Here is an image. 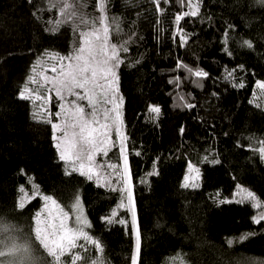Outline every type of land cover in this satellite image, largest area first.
Returning <instances> with one entry per match:
<instances>
[{
    "label": "trees",
    "instance_id": "trees-1",
    "mask_svg": "<svg viewBox=\"0 0 264 264\" xmlns=\"http://www.w3.org/2000/svg\"><path fill=\"white\" fill-rule=\"evenodd\" d=\"M81 2L89 18L98 14L97 0ZM161 7L167 11L158 16L151 0H108V15L121 29L112 41H131L129 51L121 53L125 63L118 74L140 264H172L177 256L185 264H264V221L252 220L260 210L247 202L219 203L239 199L237 185L264 201V160L253 150L264 140V107L256 106L264 105V95L255 87L264 81V6L258 0H202L200 16L181 21L190 37L184 46L173 20L186 6L162 0ZM60 19L47 0H0V215L28 233L43 201L34 199L18 210L20 186L31 192L34 182L66 210L78 192L107 264H131V223L101 219L116 210V219L130 221V213L118 207L121 194L77 173L66 175L51 125L34 118L35 105L18 98L38 58L51 51L71 53L77 38L70 26L51 31ZM243 40L254 48L241 47ZM178 62L204 69L209 78L197 86V78ZM231 69L236 81L225 79ZM176 77L179 81L170 83ZM239 82L245 87L232 86ZM53 103L58 105L54 94ZM151 105L160 107L158 119L149 112ZM103 159L118 162V146ZM213 159L220 163H210ZM189 163L200 170L197 188L182 187ZM153 171L159 174L149 175ZM246 233L255 235L241 240ZM88 255L97 253L93 249Z\"/></svg>",
    "mask_w": 264,
    "mask_h": 264
},
{
    "label": "snow or ice",
    "instance_id": "snow-or-ice-1",
    "mask_svg": "<svg viewBox=\"0 0 264 264\" xmlns=\"http://www.w3.org/2000/svg\"><path fill=\"white\" fill-rule=\"evenodd\" d=\"M28 2L32 3L33 0ZM169 2L170 0H163L164 4ZM151 3L158 16H163L167 11L161 7L162 0H151ZM177 3L187 9L175 13L173 20L176 35L181 46H184L190 37L180 27L181 21L199 17L202 0H177ZM258 3L264 6V0H258ZM47 4L51 10H58L61 17L55 21L51 31L55 34L62 26L68 25L77 39L67 56L45 53L48 60L55 61L49 68H42L44 56L38 58L32 68L33 74L28 76L18 98L30 101L37 109L42 110L34 112L33 116L51 125L54 147L59 160L66 165V175L77 173L89 181H94L98 187H107L110 191L121 194L118 207L130 213V221L116 219V210L101 219L106 224L119 223L127 226L131 223L135 243L130 261L131 264H140L141 232L126 148L128 137L125 132L123 96L119 91L118 74L120 66L125 63L121 53L129 51L131 41H112L113 34L119 33L121 29L117 18L110 19L108 15V0H97L95 9L98 14L91 18L83 12L85 5L81 0H47ZM224 43H228L227 34ZM241 47L253 49L254 44L243 40ZM224 51L227 55H232L228 48ZM177 67L184 68L189 76L197 78L193 81L197 86H202L201 81L208 79L210 75L202 68L194 69L182 62H178ZM238 67L243 69V65ZM38 68H42L39 73ZM235 72L236 69L227 70L225 79L236 81ZM179 79L176 77L170 83H177ZM232 86L245 87L242 82L233 83ZM255 87L264 95V81H257ZM53 94L58 102V110L54 114L50 111ZM184 106L189 109L195 107L191 103ZM256 106L264 107L260 103ZM149 112L154 119H158L161 109L158 105H151ZM53 115L56 117L55 122ZM180 131L183 133V128ZM113 132L116 140L112 138ZM258 143L259 147L253 150L264 160V140ZM117 146L121 163L105 161L103 158ZM135 154L140 155L139 152ZM204 159L208 160L207 157ZM210 163L220 161L213 159ZM188 171L195 172L196 176L186 175L182 187H199V168L189 163ZM158 174V171L149 173ZM30 188L31 192L24 186L18 188L15 207L23 210L37 198L43 201V206L33 214L28 233H24L18 225L0 215V264H107L102 241L89 231L92 225L84 213L78 192L73 194L72 202L66 210L55 197L41 193L39 185L31 182ZM235 195L239 199L220 200L219 203L247 202L252 208L260 210L252 217L253 222L260 224L264 221V201L256 193L237 185ZM252 235L255 233H246L240 239H248ZM228 243L233 242L230 240ZM93 249L97 255H88ZM172 264H185V261L182 256H177L172 258Z\"/></svg>",
    "mask_w": 264,
    "mask_h": 264
},
{
    "label": "rangeland",
    "instance_id": "rangeland-1",
    "mask_svg": "<svg viewBox=\"0 0 264 264\" xmlns=\"http://www.w3.org/2000/svg\"><path fill=\"white\" fill-rule=\"evenodd\" d=\"M48 53H56V52H54V51H51V52H48ZM60 55H63V56H66L65 54H60ZM42 56H44L45 58H44V61H43V63H42V68H49L50 67V65L52 64V63H55V61H52V60H48L47 59V57H46V55H45V53L42 55ZM42 68H38L37 69V72L39 73L41 70H42ZM33 73H32V71H31V74L30 75H32ZM49 75H51V72H49L48 73ZM29 75V76H30ZM27 83V82H26ZM32 87H35L34 85H31ZM51 103H52V101H51ZM35 108H34V112H40V111H42V110H40V109H37L36 108V106H34ZM58 110V106L56 105V104H51L50 105V111L54 114L56 111ZM52 119H53V121L55 122V120H56V117L53 115L52 116ZM112 138H113V140L116 138L117 139V137H116V134H115V132H113V134H112ZM126 148H127V146H126ZM107 162H110L109 160H106ZM111 163H121V158H120V160L118 161V162H111ZM189 165V164H188ZM193 165V164H192ZM186 175H188V176H190V177H194V176H196V173L195 172H193V173H189V171H188V168H187V173H186ZM191 182V181H190ZM134 196V195H133Z\"/></svg>",
    "mask_w": 264,
    "mask_h": 264
}]
</instances>
